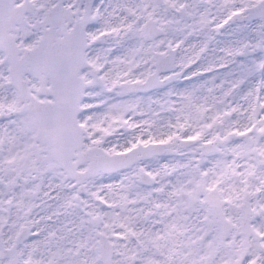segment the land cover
I'll list each match as a JSON object with an SVG mask.
<instances>
[{"label":"snow or ice","instance_id":"6c2138e0","mask_svg":"<svg viewBox=\"0 0 264 264\" xmlns=\"http://www.w3.org/2000/svg\"><path fill=\"white\" fill-rule=\"evenodd\" d=\"M0 264H264V0H0Z\"/></svg>","mask_w":264,"mask_h":264}]
</instances>
